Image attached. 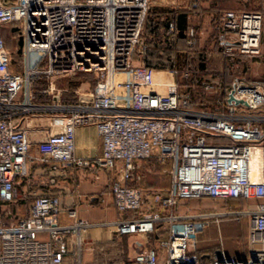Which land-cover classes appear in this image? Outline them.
<instances>
[{"label":"built area","instance_id":"1","mask_svg":"<svg viewBox=\"0 0 264 264\" xmlns=\"http://www.w3.org/2000/svg\"><path fill=\"white\" fill-rule=\"evenodd\" d=\"M147 8L148 0H0V26L14 23L21 38L20 70L12 71L0 32V264H83L82 234L89 224L75 218L72 209L66 210L71 221L60 222L58 198L51 193L36 194L23 212H13L20 198L15 185L27 177L29 160L49 169L75 164L111 171L113 158L120 156L119 178L131 179L133 154L75 158L73 130L95 123L110 136L114 130L128 136L137 121L143 122L142 133H157L154 154L169 163L168 185L161 192L148 191V211L140 216L101 223L117 235L139 236L133 243L137 250L117 264H201L194 246L197 234L226 214L249 217L246 238L257 246L242 255H227L217 245L202 264H264V130L256 125L261 116L253 112L264 94L256 84L234 75L223 101L215 99L211 109H193L188 93L178 90L176 69L158 70L170 80L155 83L152 67L130 60ZM218 20L215 42L223 56L258 54L259 12L224 10ZM166 29L173 30L171 21ZM186 32L191 34L192 28ZM77 70L94 75L86 93L89 103L55 106L59 111L47 114L49 106L31 101L29 84L38 76ZM186 76L187 71L180 72V77ZM198 82L213 92L219 87L214 79ZM228 92L245 104L226 101ZM39 123L47 133L34 144L32 156L28 129ZM253 153L260 158L256 171L249 164ZM45 179L54 182L51 175ZM111 191L117 209H136L141 203L136 187L112 181ZM203 196L257 201L251 208L190 216L171 211L178 200ZM160 222L165 223V236L153 245L150 234Z\"/></svg>","mask_w":264,"mask_h":264},{"label":"crops","instance_id":"2","mask_svg":"<svg viewBox=\"0 0 264 264\" xmlns=\"http://www.w3.org/2000/svg\"><path fill=\"white\" fill-rule=\"evenodd\" d=\"M164 1L167 2L165 4L172 5L171 7L173 8H182L187 4V0H184L181 3H176L174 0H162V2ZM254 1L257 2V12L259 11L261 15L258 54L255 56L235 55L231 58L223 56L215 42V34L218 31V19L220 13L224 10H250L251 4ZM196 6L197 8L186 11L185 32L189 27L193 29L197 28L203 33L209 31L213 35L214 45L219 52V56L222 58V64H217L211 68V64L209 63L210 59H208L204 66L206 67V70H202V74H195L192 72V69L191 71L183 70L187 71V76L184 79H187L188 82L214 79L218 82V86L221 89L224 84L221 71L222 66L225 63L229 66L230 70L231 68L233 70L231 77L236 75L245 82L256 84L264 94V0H197ZM172 32L173 30L170 33ZM227 37L231 38L229 35ZM230 79L231 78H228L225 89L228 87ZM90 87L91 86L88 87L86 83H80L78 86L79 89L77 88L76 90H73L74 95L71 99L58 100L57 91L52 94L54 99H51L48 104L41 105L49 106L50 109H48L46 113L50 114L51 112L59 111L54 108L55 106L72 105L80 101L89 103V98L86 93ZM51 88L50 84H48L43 90L47 91ZM253 112L256 115L261 116V119L256 121V125L264 130V101L261 105L253 109ZM35 126L32 125V127L28 129L30 140L29 153L32 156L36 155L34 144L47 133V128L44 124L39 123ZM142 127V121L133 123L130 135L128 136L122 134L118 130H114V133L110 136L106 132H102L95 123L82 124L76 126L73 130L72 154L75 158L91 159L111 152L117 155L124 153L133 154L134 157L132 159L135 166L131 172V179L121 181L119 178L117 169L121 165L120 156L113 158L114 168L111 171L101 167H87L75 164H67L63 166L58 165L54 169H49L47 165L35 162L34 160H29L26 162L27 172L32 170V174H30L29 177L33 180L32 182H36L35 186H28V176L21 178L20 182L15 185L18 197L24 200L27 198L30 199L32 196L41 193L55 194L59 203L60 211L58 217L60 222L65 223L71 221V218L66 215V210L72 209L75 218L82 219L89 224V227L82 234L84 239V246L81 252V259L82 256H84L82 259L83 264H87L86 262L89 261L88 258L90 259V257L88 256L92 246L93 252H98L104 258L113 254L112 250L114 247V241L111 238L110 233L112 228L110 226L101 225L102 222H108L118 218L140 216L148 211V205L150 203L148 191L157 190L161 192L168 185L167 169L169 163L167 160H158L154 154L156 150L157 133L154 129L153 135H151L150 132L142 133L140 130ZM260 152L262 158V176L264 180V136L260 141ZM48 175L53 176L54 182L51 184L46 182L45 176ZM112 181H116L123 186L136 187L139 189L142 198L138 208L124 210L116 208L111 191ZM250 199H253V203L246 208L253 207L254 203L257 201L255 198ZM27 202L28 201H26L25 204ZM193 206L195 207L196 204L189 205L186 199H182L178 200L171 211L178 216H190L196 214V211L192 209ZM242 208L243 207L229 210H241ZM152 209H155V206H152ZM108 212L112 214V217L106 218ZM98 216H102V218L95 219V217ZM212 222L217 226L218 220ZM201 231L197 234L194 244L195 249L198 246L212 245L208 246V250H211L217 245L221 246L220 235L217 236L218 242L214 244H198V235ZM154 233L155 237L152 235L149 238V241L153 245L158 239L165 236V223L160 222ZM137 239L139 238H135L132 242L133 252L137 250L136 246L133 244ZM88 244H91V246H88Z\"/></svg>","mask_w":264,"mask_h":264},{"label":"rangeland","instance_id":"3","mask_svg":"<svg viewBox=\"0 0 264 264\" xmlns=\"http://www.w3.org/2000/svg\"><path fill=\"white\" fill-rule=\"evenodd\" d=\"M176 3H181L184 0H174ZM194 0H191V2ZM248 1V0H245ZM197 3V0L194 1ZM166 1L162 2V0H148V8H147V16L149 18L154 17L152 7L155 6H163L165 11L167 12V8L172 5L165 4ZM188 4V1H187ZM186 4V5H187ZM257 11V2L254 1L251 4V9ZM259 12V11H258ZM164 13V12H163ZM260 13V12H259ZM162 15V14H161ZM164 16V15H163ZM166 16V15H165ZM9 23L2 25V34L4 39V48L8 52L9 55V69L11 70H20V44L21 38L20 36L10 27ZM142 29V28H141ZM142 32V31H140ZM182 33V31H181ZM187 35V32L184 31ZM183 34V33H182ZM154 39L151 44H148L152 41V37L150 34H145L143 36V40L138 38V42L135 45L131 56V64L133 65H143L142 57L143 52L148 48L149 50L156 49L160 52L162 62L164 63V68L161 69H171L172 67L176 69L177 73L173 76L176 80L179 78V73L182 71L181 66L187 65V70L192 69V72L195 74H202V70H206L204 67L206 61L208 59L211 64V68L217 64H222V58L219 56V52L214 45L213 35L208 31L207 33L200 32L199 29H193L192 33L187 35L186 42H184L183 46L178 44V40L175 35H172L170 32L165 30L163 33V40L160 39V36ZM20 41V44L18 43ZM11 41L10 45H6V42ZM161 41L169 44L167 47L165 45H161ZM171 47V48H170ZM171 49L173 53L168 54ZM156 53L158 54V52ZM208 53V54H207ZM173 65V66H171ZM202 68H201V67ZM151 67V66H150ZM153 68V67H152ZM154 71H158L160 69L153 68ZM162 73V72H161ZM161 73H156L157 76H160ZM165 79L170 80V76L163 72L162 73ZM183 78V77H182ZM231 78V76H229ZM94 81V75L91 71L77 70L71 74H66L62 76H38L29 84V91L31 93V101L36 104H48L52 97V94L58 91L57 98L60 99H71L74 95L73 90H76L80 83H86L87 86H91ZM50 84L52 87L50 90L44 91L46 85ZM186 87L183 84H179L178 90L181 92H187L188 98L191 99L189 91L185 89ZM79 89V88H78ZM54 103V102H53ZM32 171V170H31ZM31 171L27 172V176L29 178L28 186L34 187L36 182H32L30 174ZM189 205H195L192 207L196 213L199 212H221L229 209H238L240 207L246 208L247 206H251L253 203V199H215L210 197H198V198H189L186 199ZM29 201V199L19 200L16 209L12 208L13 212L21 213L24 210L25 202ZM242 208V209H243ZM112 217V214L108 212L106 214V218ZM102 216L95 217V219H100ZM249 222V217L244 214H226L218 218L217 226L214 222H210L208 225L204 226L202 231L198 235L197 243H207L214 244L218 242L217 236L220 235V244L221 248L226 254H236L242 255L245 253L248 247L257 246L255 243H249L246 238V230ZM109 230V229H107ZM111 238L113 239V256L112 258H104L101 256L102 263L98 264H111L116 259L124 260L130 257L133 253L132 242L135 238H139L138 235L129 234V235H117L115 232L111 231ZM84 240V239H83ZM84 246V244H83ZM91 246V244H88ZM212 246V245H207ZM93 247V246H92ZM90 249L87 261V264L92 262V254L93 249ZM84 256H82L83 259ZM86 258V257H85ZM203 263V262H202ZM201 263V264H202Z\"/></svg>","mask_w":264,"mask_h":264},{"label":"trees","instance_id":"4","mask_svg":"<svg viewBox=\"0 0 264 264\" xmlns=\"http://www.w3.org/2000/svg\"><path fill=\"white\" fill-rule=\"evenodd\" d=\"M187 1H188V4L185 7L173 8L170 6L169 8H167L168 9L167 12L165 11V8L163 6L152 7L151 9H152V11L154 10L153 11L154 17H151V18H149L147 16L148 12L146 11L144 18H143V21H142V25H141L142 29H140V31H142V32H140V34H139V39L143 40V36L145 34L149 33L150 36L152 37V41H150L148 44H151V42H153L155 38L157 39L158 38L157 36H160V39L162 38L161 40H163V33L166 30L167 22L171 21L173 26L176 28L175 29L173 27V32L171 34L175 35L176 39L178 40V44H181L183 46L184 42H186V37H187V35L184 33V31L186 29V26H185V24H186L185 23L186 11H189V9L197 8V6H196L197 3L194 2V5H192L191 0H187ZM240 10L254 11V10H247V9H239L237 11H240ZM4 24H6V23H4ZM9 24L11 25L10 27H13L12 29L17 33L18 29L14 25V23H9ZM2 25L0 26V32H1V35L3 38ZM174 29H175V31H174ZM181 31L183 34L181 33ZM3 43H4V39H3ZM10 43H11V41H8V42H6V45L7 46L10 45ZM18 43L20 44V41ZM161 45H165L167 47L169 44H166V42L162 43V41H161ZM170 48L168 49L169 50L168 54L173 53V51ZM156 51H157L156 49L149 50V48H148L146 51L143 52L142 61H143L144 66H151L155 69L164 68V65H163L164 63L162 62V60H160V58H161L160 52L157 51L158 52V54H157ZM171 66H173V65H171ZM186 67H187V65H184V66H181L180 69H182V71L187 70ZM8 68H9V65H8ZM173 69H175V68H173ZM12 71H19V70H12ZM232 73H233L232 68L230 70L229 66L224 63L222 66V71H221V76L223 77L224 84L221 87V89L219 87L216 90V92H213L210 89L205 90L201 87L199 82H188L187 79H184L182 77H178L179 78L177 80L178 87H179V84H183L186 87L185 89L187 91H189L191 99H190V102L188 105L191 108H193V109H211L214 99H219L221 101L224 100V98H225V86L227 85L228 78H229V76H231ZM179 76H180V73H179ZM19 200H23V199L19 198L18 202H19ZM152 235H153V237H155L154 232L150 234V237ZM208 249H209L208 246H198L195 249L196 254L198 255L200 262L205 261L207 253L209 251ZM93 253L94 254H92V262L90 264H98V262L102 263V262H100L101 261V255L98 252H93ZM112 256H113V254H111L107 258H112ZM120 261L121 260H119V258H118L111 264H117Z\"/></svg>","mask_w":264,"mask_h":264},{"label":"bare ground","instance_id":"5","mask_svg":"<svg viewBox=\"0 0 264 264\" xmlns=\"http://www.w3.org/2000/svg\"><path fill=\"white\" fill-rule=\"evenodd\" d=\"M156 73H161L159 71H155L152 78H153V81L159 85L163 84L167 79L164 78L163 74L161 73L160 76H157ZM161 87H159L160 89ZM260 163V158H257V154L256 153H253L250 157V160H249V164H250V168L253 170V171H256V168L257 166L259 165Z\"/></svg>","mask_w":264,"mask_h":264},{"label":"water","instance_id":"6","mask_svg":"<svg viewBox=\"0 0 264 264\" xmlns=\"http://www.w3.org/2000/svg\"><path fill=\"white\" fill-rule=\"evenodd\" d=\"M229 100H232L233 103L241 102L242 104H245V102H244L243 100H239V99H234V98H232L230 92H228V93H227V96H226V101H229Z\"/></svg>","mask_w":264,"mask_h":264}]
</instances>
